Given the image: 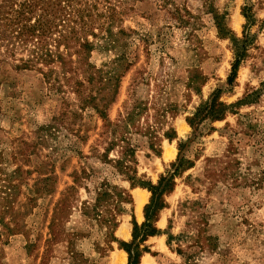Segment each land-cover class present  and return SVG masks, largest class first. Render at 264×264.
<instances>
[{
    "label": "rangeland",
    "instance_id": "rangeland-1",
    "mask_svg": "<svg viewBox=\"0 0 264 264\" xmlns=\"http://www.w3.org/2000/svg\"><path fill=\"white\" fill-rule=\"evenodd\" d=\"M105 1L122 18L125 46L120 51L97 48L91 59L107 68L125 51L135 61L107 113L117 120L138 97L147 110L136 124L161 133L172 127L177 134L173 140L163 136L159 153L147 146L136 153L138 175L157 184L173 172L178 142L192 137L186 117L203 99L221 89L224 101L236 102L264 81V0H212L239 37L247 24L243 6L249 5L254 15L247 27L252 43L233 86L228 83L233 44L219 35L208 0ZM17 63H0V204L8 186L7 203L17 212L14 221L9 213L4 218L18 224L16 233L0 235V264H127V252L110 242L106 219L115 215L114 236L130 241L136 192H149L146 205L151 191L131 187L101 157L110 134L103 131L97 110H74L80 101L62 76L67 91L56 95L38 70ZM168 103H176L178 110H162ZM158 112L166 113L163 124L156 119ZM47 124L53 125L50 135L41 130ZM167 147L175 149L173 156H166ZM184 155L192 164L175 174L156 223L162 232L145 242L150 252L143 253L140 264H264V92L208 123ZM48 174L54 175L50 185L43 180ZM107 182L132 194L133 202L123 211L105 198L94 208ZM54 215L60 220L53 236ZM144 220L145 215L139 223ZM123 226L128 237L120 233Z\"/></svg>",
    "mask_w": 264,
    "mask_h": 264
},
{
    "label": "trees",
    "instance_id": "trees-1",
    "mask_svg": "<svg viewBox=\"0 0 264 264\" xmlns=\"http://www.w3.org/2000/svg\"><path fill=\"white\" fill-rule=\"evenodd\" d=\"M105 2V0H1L0 63L10 59L18 62L15 64L18 68L38 70L45 81L51 84L56 95L67 91L61 82L62 76L65 85L80 101L78 108L74 110L87 108L97 110L103 120V131L110 134L101 157L113 166L117 174L128 180L131 187L141 186L148 188L152 193L150 201L144 207L145 220L142 223L137 222L135 218L132 220L130 241L114 236L113 232L119 224L115 215H112L111 219H106L112 233L110 242H118L119 247L127 252V264H140L143 253L150 252L145 242L150 236L162 232L156 223L160 210L166 206L165 194L174 189L175 174L181 173L192 164V160L184 155L189 142L201 135L208 123L224 119L228 112L254 102L264 92V81L258 88L246 91L236 102L224 101L221 89L214 90L207 99H203L196 110L186 117L192 128V137L185 142H178L179 157L172 164L173 172L161 176L157 184L145 181L138 175L137 151L142 146H147L159 153L163 136L173 140L177 134L172 127L161 133L160 128L136 124L138 117L147 110L145 101L138 97L135 98L132 107L127 109L126 114L117 120H112L107 113L106 110L117 98L122 77L135 61L125 51L113 58L111 65L105 64L107 68L97 67L92 61L93 51L97 48L102 51H120L125 46L123 36L127 31L119 26L122 18L117 9L113 5L110 6L109 1V4ZM207 4L211 7L210 11L213 13L219 35L229 38L233 44L234 60L228 76V83L233 86L239 67L248 55V48L252 43L247 27L253 24L254 15L249 5L243 6L242 11L247 24L243 36L239 37L225 22L224 16L215 9L213 1L208 0ZM115 27H118L116 31ZM190 83L194 84L193 79ZM162 110H178V106L176 103H168ZM156 119L163 124L166 122V113L158 112ZM52 127V124H47L42 126L41 130L50 135L54 132ZM74 133L82 137L79 131ZM117 147L119 148L117 155L111 156ZM14 172L19 173L21 169ZM53 176L48 174L43 180L50 185ZM49 185L45 188L47 192L51 191ZM106 185L94 208L100 206L101 198L114 204L117 212L123 211L125 204L133 202L128 189L110 182ZM11 187L15 185L11 184ZM3 192L6 196H3L2 200L5 204H0L3 206L0 208V235L6 231L7 234H13L17 232L18 224L12 226L10 221L5 220L4 215L9 213L14 221L17 210L7 203L11 195L9 187L5 186ZM52 220L50 228L54 236V227L57 226L60 217L54 215ZM177 251H181V248Z\"/></svg>",
    "mask_w": 264,
    "mask_h": 264
},
{
    "label": "bare ground",
    "instance_id": "bare-ground-1",
    "mask_svg": "<svg viewBox=\"0 0 264 264\" xmlns=\"http://www.w3.org/2000/svg\"><path fill=\"white\" fill-rule=\"evenodd\" d=\"M165 153H166L167 157H171V156H173L175 154V149L167 147ZM148 194H149V192L147 190H145V189H138L137 192H136V200H137V203H136L137 204V206H136L137 209L136 210H137V214H138L139 219L142 218V210H143V206H144L145 202L148 199ZM120 233L124 237H128L130 235L127 226H123L120 229ZM117 260L120 262L122 260V258L118 256Z\"/></svg>",
    "mask_w": 264,
    "mask_h": 264
},
{
    "label": "crops",
    "instance_id": "crops-1",
    "mask_svg": "<svg viewBox=\"0 0 264 264\" xmlns=\"http://www.w3.org/2000/svg\"><path fill=\"white\" fill-rule=\"evenodd\" d=\"M147 200H148V199H147ZM136 203H137V200H135V214H134L135 216H134V217H135V219L137 220V222H139V217H138L137 210H136V209H137V207H136L137 204H136ZM145 203H146V202H145ZM144 205H145V204H144ZM143 207H144V206H143ZM142 213H143V210H142ZM143 218H144V215L142 214V218H141V219H143Z\"/></svg>",
    "mask_w": 264,
    "mask_h": 264
}]
</instances>
